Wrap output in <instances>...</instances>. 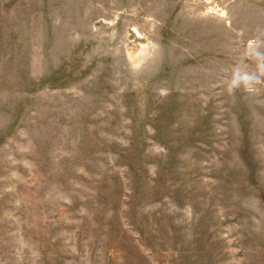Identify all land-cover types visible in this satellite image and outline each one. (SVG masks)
<instances>
[{"label": "rangeland", "instance_id": "1", "mask_svg": "<svg viewBox=\"0 0 264 264\" xmlns=\"http://www.w3.org/2000/svg\"><path fill=\"white\" fill-rule=\"evenodd\" d=\"M257 39L264 0H0V264H264Z\"/></svg>", "mask_w": 264, "mask_h": 264}, {"label": "clouds", "instance_id": "2", "mask_svg": "<svg viewBox=\"0 0 264 264\" xmlns=\"http://www.w3.org/2000/svg\"><path fill=\"white\" fill-rule=\"evenodd\" d=\"M264 45V40H255L251 42L250 48L252 54L257 59V66L259 69V74H248L245 73L243 76L238 73H234L233 77L228 84V91L231 93L235 89L244 86L247 89H251L254 83H261V77L264 76V52H261L259 49Z\"/></svg>", "mask_w": 264, "mask_h": 264}, {"label": "bare ground", "instance_id": "3", "mask_svg": "<svg viewBox=\"0 0 264 264\" xmlns=\"http://www.w3.org/2000/svg\"><path fill=\"white\" fill-rule=\"evenodd\" d=\"M220 12H222V14H226V11L222 8L221 10H220ZM138 31V30H137ZM136 51L135 50H133V52H132V54H134Z\"/></svg>", "mask_w": 264, "mask_h": 264}]
</instances>
